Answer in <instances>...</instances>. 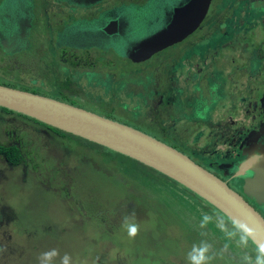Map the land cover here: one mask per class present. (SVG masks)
Listing matches in <instances>:
<instances>
[{"label": "rangeland", "instance_id": "1", "mask_svg": "<svg viewBox=\"0 0 264 264\" xmlns=\"http://www.w3.org/2000/svg\"><path fill=\"white\" fill-rule=\"evenodd\" d=\"M114 1L121 5L130 0ZM179 1L183 0H155L152 7H142L138 24L128 23L124 32H114L117 44L111 46L114 39H109L108 48L81 50L89 60L81 67L61 62L54 40L37 35L49 28L42 10L34 27L32 57L24 59L29 65L0 53V84L130 124L175 144L228 180L225 173L235 169L228 162L239 157L222 158L213 150L227 121H235L241 113L247 117L254 97L264 93V0H211L205 20L185 40L146 63L132 61L131 49L128 56L122 54L129 44L158 32L166 8ZM82 42L95 46L92 40ZM256 54L263 59L257 60L255 70L247 62H253ZM198 113L214 124L226 119L214 127V135L203 136L211 125L191 124ZM191 138L200 142L202 151L189 144ZM0 143H20L30 163L28 168L23 163L11 166L0 157V203L14 214L13 220L0 225V245L6 243L0 259L6 264H38L39 254L53 248L61 256L69 254L72 264H186L187 253L201 241L210 245V264H240L243 255H255L253 242L240 248L215 222L202 223L205 215H219L231 226L221 211L135 159L2 108ZM206 148L212 157L203 152ZM229 183L241 191V178ZM242 193L264 213V201ZM132 211L140 225L135 239L121 227L123 217Z\"/></svg>", "mask_w": 264, "mask_h": 264}, {"label": "water", "instance_id": "2", "mask_svg": "<svg viewBox=\"0 0 264 264\" xmlns=\"http://www.w3.org/2000/svg\"><path fill=\"white\" fill-rule=\"evenodd\" d=\"M210 2L211 0H188L186 5L179 6L162 30L133 45L130 55L132 61L149 60L165 48L187 38L205 19ZM17 35L0 40V45L6 52L16 53L29 47L28 33L22 39H18ZM0 107L105 146L165 174L202 197L231 221L247 222L249 227L255 229L254 245L264 244V216L261 212L225 179L175 146L108 116L4 84H0ZM256 151L244 152L249 156L245 161L249 166L239 165L240 170L235 176L251 167L252 176H245L243 190L256 200L264 201V160L254 164L250 159ZM258 151L264 154V144Z\"/></svg>", "mask_w": 264, "mask_h": 264}, {"label": "flooded vegetation", "instance_id": "3", "mask_svg": "<svg viewBox=\"0 0 264 264\" xmlns=\"http://www.w3.org/2000/svg\"><path fill=\"white\" fill-rule=\"evenodd\" d=\"M154 1L155 0H130V1H127L126 3H122L121 5H118L116 1L114 0H39V1L37 0H0V5L2 6L1 7L2 9L0 10V40L12 38L15 36V34H18L17 35L18 39H22L25 36V33L27 32L28 39L31 44L30 48L23 50V51L21 50L16 53L6 52L0 45V53L13 57L15 60V63H19L21 65L24 64L25 67L26 65L28 66L29 64H27V62L24 61V59L32 57V55L29 54V51L31 50L33 46V41H32L33 35L36 34L34 27L39 22L40 13L42 12V10H45V12L47 13V17H48L46 18V20H47V24H49V28L46 31L42 30L38 32L37 35L40 37L50 38L54 40V44H56L57 46L56 48L61 53V57H60L61 62L63 63L70 62L76 67H81L83 63L88 65L87 59L85 58V54H82L81 50H84V49L88 50V49H93V48L101 49V47H103L104 49L108 48L109 46L106 44L109 41V39H114L113 42L111 40V43H110L111 46L117 44V43H114V42H117L115 41V37L112 38L114 32L118 31L119 34L120 32H124L125 26L128 23L138 24L139 21H141L142 19L141 14H140L141 8L142 7H152L153 3L151 2H154ZM187 1L188 0H183V1L177 2L176 4L172 3L170 5V7L172 6L171 9L166 8V12L163 13L164 21L168 23L170 21L169 20L170 15L172 13L174 14L175 10L179 6L186 5ZM210 6H211V2H210ZM210 6H209V9H210ZM132 8H135L133 12H132ZM109 20L111 21L108 22ZM165 22L164 24L161 25L159 31L162 30L166 26ZM227 35L230 36V33L229 34L227 33ZM83 40H92L95 46L88 45V46L83 47L82 45H85V44H82ZM19 57H21L22 59ZM262 59L263 58L260 56V54H256V57L254 58L253 62L249 63L250 59H248L247 64L251 68L256 70L259 68V64H260L257 60L260 61ZM231 61H234V58H231ZM242 65H246V63H243ZM30 81L33 83L34 79H31ZM32 83L31 84L22 83V84H24L25 86H33ZM167 87H168V83L166 87H164L163 85L164 94H165ZM253 103L254 105L251 111L245 112L249 114L247 117H244L243 113H241L239 117L235 119V121L233 122L231 120L227 121L231 127L228 128L227 126L228 124L224 125V128L221 130L218 136L216 135L218 138H216L217 142L213 150V153L219 156H222V158L227 156L228 154H230L234 158L239 157L238 159H235V160L231 159L232 161L228 162V165L229 166L232 165L233 167H235V169L228 173H225V175L228 176L226 177L228 178V180L226 179L225 180L229 183V180H233L236 178L238 179V177L241 178L242 180V183L240 185L241 191L237 189L236 190L240 192L242 195H243L242 193L243 182H244L245 176L246 177L252 176L251 167L246 168L244 171H241L242 173L241 175L235 176V174L238 173L240 170L239 165L241 164L244 165L245 161L249 157L247 154H244V152L245 151L252 152L253 150L261 149L264 144V93L258 97H254ZM255 110L256 112L254 113ZM207 115H209V113ZM192 118L194 120L192 119L191 120L195 122H191V124L199 123L200 125H202V121L203 122L206 121L207 124L210 123L211 125L210 130H208L206 133L203 132L204 129L202 127L200 128L198 127V129L203 132V136L204 135L209 136L210 134L214 135V131H213L214 127L216 128L220 125H223L222 122L226 119V117L223 116L221 117V120H219L221 121L219 124H214L215 121L211 119L209 120V116L198 115ZM193 128L194 127H191L192 130ZM191 139H189V144L194 145V148H198L197 149L198 151H202V149L200 148L201 146L199 145L200 142L195 141L194 138H191ZM12 144L13 143L11 144L0 143V145H4V146L12 145ZM18 144L22 146L20 143ZM180 145L188 148L187 147L188 144L185 145V144L180 143ZM173 146H176V145L173 144ZM22 150L25 153V150L24 149ZM191 151L194 152V150H191ZM203 152L208 153L209 155L208 158L212 157L213 155L212 152L207 150V148ZM28 154L29 153L26 154V157L28 156ZM1 156L3 155L0 153V157ZM29 159L32 160V158H29ZM25 164H26V168H28L29 167L28 165L30 163L27 161ZM245 165L246 167L249 166L247 163ZM33 167L34 169H38L37 164H34ZM26 170L27 169L24 168L23 180H25ZM63 173H65V171ZM0 182H3L2 179L0 180ZM243 196L252 205L255 206V204L251 200H249L245 195ZM249 196L251 195L249 194ZM251 197L254 198L253 196ZM254 200L257 201L255 198ZM260 212L264 216V213L262 211ZM11 215H14L11 212V209L7 210L6 206L0 203V225L4 224L5 221L13 220L14 217ZM5 228H6V225H5ZM0 240H2L1 237H0ZM0 244H1V241H0ZM3 247H6L5 242H3L2 245H0V256L3 255V252H2ZM0 264H6V259H0ZM168 264H171V263H168Z\"/></svg>", "mask_w": 264, "mask_h": 264}, {"label": "clouds", "instance_id": "4", "mask_svg": "<svg viewBox=\"0 0 264 264\" xmlns=\"http://www.w3.org/2000/svg\"><path fill=\"white\" fill-rule=\"evenodd\" d=\"M250 159L254 164L259 163L264 160V154H261L257 150L251 155ZM210 222H215L224 232L225 236L235 240L240 248L246 249L250 242H254L255 229L249 227L247 222L233 220L231 221V226H229L222 216L217 215L213 217L205 215L202 223L208 224ZM121 227L129 239H135L139 235L140 225L135 222L134 211L123 217ZM212 259L210 245L206 241H201L194 244L192 249L187 253L186 264H210ZM37 261L38 264H72V257L67 253L61 256L58 249L53 248L40 253ZM240 264H264V244H256L255 255H243L240 258Z\"/></svg>", "mask_w": 264, "mask_h": 264}, {"label": "trees", "instance_id": "5", "mask_svg": "<svg viewBox=\"0 0 264 264\" xmlns=\"http://www.w3.org/2000/svg\"><path fill=\"white\" fill-rule=\"evenodd\" d=\"M30 42V41H29ZM30 45L31 44H29V47L28 48H30ZM28 48H25V49H22V51L23 50H26V49H28ZM121 48H123V47H121ZM131 49V53H132V51H133V45H128L127 47H126V50L125 49H123V50H121V51H123L122 52V54L123 55H125V56H128V50H130ZM115 51L117 52V53H119L120 51L119 50H116L115 49ZM131 55V54H130ZM155 56V55H154ZM131 58V57H130ZM132 60V59H131ZM148 61V60H147ZM150 61V60H149ZM87 62H88V60H87ZM144 63H146L145 61H144ZM89 64V63H88ZM20 84H22V83H20ZM22 85H24V84H22ZM0 108H2V109H4V110H6V111H13V110H10V109H8V108H5V107H0ZM14 112V111H13ZM21 114V113H20ZM23 115V114H22ZM26 116V115H25ZM28 117V116H27ZM30 119H32V120H34V121H36V122H38V123H40V124H42V125H45V126H47V127H50V128H52V129H56V130H59V131H61V132H65V133H68V132H66V131H63V130H61V129H58V128H56V127H53V126H51V125H48V124H46V123H43V122H41V121H39V120H37V119H35V118H31V117H29ZM69 134H71V133H69ZM71 135H74V134H71ZM80 138H82V137H80ZM82 139H84V138H82ZM84 140H86V141H89V140H87V139H84ZM89 142H91V143H95V142H92V141H89ZM95 144H97V143H95ZM97 145H99V144H97ZM100 146H102V145H100ZM102 147H105V146H102ZM106 149H108V150H110V151H112L111 149H109V148H107V147H105ZM23 147L22 146H20L18 143H13L12 145H6V146H4V145H0V153L3 155V157L6 159V161L10 164V165H12V166H15V165H18L19 163H23V165L26 167V162L28 161V159H27V157H26V155H25V153L23 152ZM116 153H118V152H116ZM120 154V153H119ZM123 155V154H122Z\"/></svg>", "mask_w": 264, "mask_h": 264}]
</instances>
